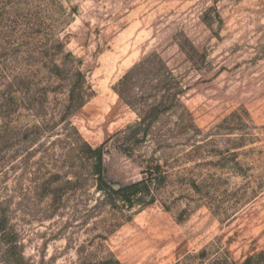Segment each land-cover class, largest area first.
<instances>
[{"label":"rangeland","instance_id":"obj_1","mask_svg":"<svg viewBox=\"0 0 264 264\" xmlns=\"http://www.w3.org/2000/svg\"><path fill=\"white\" fill-rule=\"evenodd\" d=\"M69 53L95 95L67 123L68 93L42 92L58 84L51 63ZM151 55L187 90L145 137L117 91ZM20 78L32 91L6 106ZM148 95L133 92L139 103ZM107 141L114 187L164 167L154 203L105 201L78 148ZM5 219L28 264H177L205 247L237 262L264 253V0H0ZM5 250L0 241V264Z\"/></svg>","mask_w":264,"mask_h":264},{"label":"trees","instance_id":"obj_2","mask_svg":"<svg viewBox=\"0 0 264 264\" xmlns=\"http://www.w3.org/2000/svg\"><path fill=\"white\" fill-rule=\"evenodd\" d=\"M63 49L62 44L59 45ZM51 78L58 82L57 86L44 88L42 92L46 95L50 92H67V99L59 111L61 119L69 123V117L79 112L95 95L92 87L87 81L86 75L81 71L79 62L69 53L61 64L51 63ZM27 78L15 79L7 87L6 106L14 101L16 93L29 94L32 91ZM140 81H148L139 85ZM156 81L157 83H153ZM54 82V81H53ZM176 79L169 65L162 58L151 55L136 65L119 84L117 91L120 98L129 106L136 109L141 121L134 127L142 131L147 137L152 130L154 122L159 118L160 113L167 112L182 105V97H185L187 88ZM141 89L142 94L148 95L151 90L150 99H144L139 103L133 98V92ZM134 90V91H133ZM147 96V97H148ZM108 141L101 146L94 148L87 142L78 148L80 154L92 161V176L95 178L97 189L105 194V201H120L124 208L133 210L136 206L152 204L155 201V190L162 181L166 180L167 172L164 167L157 163L147 167L145 177L137 182L129 183L122 187H114L106 180L105 154ZM6 219L0 220V241L6 246V264H28L24 257V245L18 240L19 235L6 228ZM106 264H120L115 259H110ZM177 264H264V253L249 256L243 262L232 259L228 251H212L205 247L196 253L187 255Z\"/></svg>","mask_w":264,"mask_h":264}]
</instances>
